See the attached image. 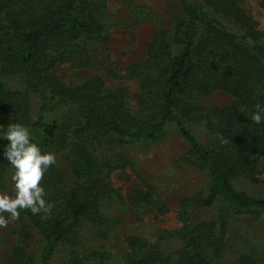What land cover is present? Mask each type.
<instances>
[{"label": "trees", "instance_id": "obj_1", "mask_svg": "<svg viewBox=\"0 0 264 264\" xmlns=\"http://www.w3.org/2000/svg\"><path fill=\"white\" fill-rule=\"evenodd\" d=\"M134 1L122 2L130 16L123 24L111 20L107 0H0V189L13 168L2 155L9 124L24 125L42 152L56 155L40 182L51 213L18 210L5 249L0 227V264H52L57 249L69 255L63 264H108L104 243L118 223L109 209L125 206L136 220L168 212L142 178V189L126 197L114 186L115 172L135 166L121 150L159 143L169 129L188 148L178 162L206 174L207 187L179 201V228L162 231L154 243L126 236L122 264H217L232 223L264 221V197L236 188L264 186V123L251 120L255 105H264V30L239 0H170L179 15L166 30L154 27L142 57L123 67L106 57L97 68L110 30L132 31L141 22L145 8ZM62 69L68 82L57 75ZM123 82L136 90L119 87ZM216 94L228 101L212 104ZM33 100L42 113L36 119ZM195 125L206 143L192 133ZM213 208L210 217L192 219ZM170 239L178 248L163 247ZM230 264H264V250L241 252Z\"/></svg>", "mask_w": 264, "mask_h": 264}, {"label": "rangeland", "instance_id": "obj_2", "mask_svg": "<svg viewBox=\"0 0 264 264\" xmlns=\"http://www.w3.org/2000/svg\"><path fill=\"white\" fill-rule=\"evenodd\" d=\"M262 0H239L243 11L253 18L261 30H264V10L260 7ZM123 0H107L108 14L112 21L127 23L130 21L128 10L122 3ZM134 4L144 7L145 10L138 21L139 25L134 30L129 31L125 28H112L110 30V42L107 47L99 54L97 59V68L102 64L106 57L123 67L143 56L145 47L151 39L154 27L162 25L166 30L179 15V6L176 2L170 0H135ZM99 64V65H98ZM59 79L63 82L70 80V73L67 70L57 72ZM85 76V74H83ZM7 86L19 89V83L14 79L6 80ZM110 84V83H109ZM112 87L117 85L112 84ZM119 87H128L133 93L136 90L134 82H123ZM228 100L225 96L216 94L210 102L215 105H222ZM58 113V112H57ZM39 113V104L33 100L32 115L36 119L41 116ZM55 116H57L54 113ZM63 115V114H62ZM191 131L201 142L206 143L205 134L199 125L191 127ZM188 150L187 145L177 137L176 133L169 129L165 139L156 144H135L121 151L127 152L128 156L134 162V171L123 170L115 172L112 175V181L116 188H121L124 197L134 188L142 189L138 178L152 184L162 196L166 203L168 212L164 215L156 216L154 212L146 213L141 220H136L133 211L125 206H116L109 209L110 218L117 220V225L113 228L109 240L104 243L105 248L109 251L111 261L108 264H122L125 256L124 238L128 235L142 237L148 242H155L162 231L175 230L180 227L176 217L179 201L187 196H192L199 192L205 191L208 180L206 174L189 166L178 162V158ZM118 151L117 149L113 150ZM112 151V152H113ZM108 153V158L112 155ZM105 155L99 154L100 160L107 159ZM14 169L10 168L5 176L4 189L0 193H6L10 197L15 196L14 182L12 176ZM264 180V175L262 176ZM238 190H242L254 197H264V186L253 187L247 183L240 182L236 184ZM215 211L205 209L198 211L193 215V220H203L210 217ZM6 217L7 213L4 214ZM16 220H10L6 227H1V233L5 240L2 243V249H5L11 238V232L16 226ZM229 244L217 264H230L241 252L255 249L264 250V221L262 223H249L240 221L232 223L228 229ZM175 240H166L163 242L165 248H178ZM37 249V246L35 247ZM69 256L64 249H57L52 256V264H63L65 258Z\"/></svg>", "mask_w": 264, "mask_h": 264}, {"label": "clouds", "instance_id": "obj_3", "mask_svg": "<svg viewBox=\"0 0 264 264\" xmlns=\"http://www.w3.org/2000/svg\"><path fill=\"white\" fill-rule=\"evenodd\" d=\"M251 120L257 125L264 123V105H255ZM3 138L8 144L2 155L15 170L12 176L15 196L0 193V227H6L10 220L18 219V210L22 209H27L34 215L43 213L44 218H47L53 204L47 200V193L40 182L50 166L56 163V155L52 152H42L41 148L32 142L29 129L19 123L9 124L6 130H3ZM221 141L227 142L222 137ZM5 213L8 214L7 217Z\"/></svg>", "mask_w": 264, "mask_h": 264}]
</instances>
